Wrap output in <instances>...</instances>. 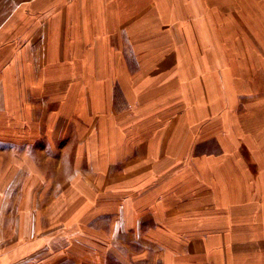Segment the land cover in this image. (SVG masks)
Here are the masks:
<instances>
[{
    "label": "crops",
    "instance_id": "0c3cea01",
    "mask_svg": "<svg viewBox=\"0 0 264 264\" xmlns=\"http://www.w3.org/2000/svg\"><path fill=\"white\" fill-rule=\"evenodd\" d=\"M0 264H264V0H0Z\"/></svg>",
    "mask_w": 264,
    "mask_h": 264
}]
</instances>
